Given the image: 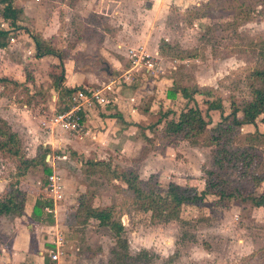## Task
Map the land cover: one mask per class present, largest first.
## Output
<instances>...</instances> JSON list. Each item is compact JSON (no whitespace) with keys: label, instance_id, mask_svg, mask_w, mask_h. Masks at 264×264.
<instances>
[{"label":"rangeland","instance_id":"374dc122","mask_svg":"<svg viewBox=\"0 0 264 264\" xmlns=\"http://www.w3.org/2000/svg\"><path fill=\"white\" fill-rule=\"evenodd\" d=\"M15 4L27 12L21 26L26 25L32 32L38 30L61 50L62 85L77 87L72 80L82 71L89 80L97 78V81L87 83L85 80L80 85L99 87L110 79L111 70L119 64L122 67L128 64L129 48L144 46L151 53L157 50L159 54L153 59L154 67L145 73L148 77L146 89L136 94L141 105L136 100L133 102L145 112L141 123L149 129L145 146L151 150L147 152L146 161L127 158L119 147L121 152L115 155L107 156L102 151L107 161H99L109 165L93 166L85 163L90 158H86L83 152L73 151L67 145H53L45 161L62 184L61 197L55 202L53 194L47 190L49 173L43 172V166L30 168L20 178V186L29 197L28 206L38 197L53 203L52 208L45 207L44 212L51 213L52 223L62 227L65 235L63 255L54 263L107 264L112 257L111 250L116 242L113 231L99 225L97 220L84 221V216H78L74 211L79 197L84 196L85 202L94 207L114 206V218L120 219L125 227L123 236L128 240L129 253L135 255L141 249H147L153 254L149 264H264V204L255 207L240 198L220 200L215 195H207L201 205L181 206L179 219L164 222L152 218L149 211L135 208L132 194L123 189L125 184L112 177L113 171L139 168V176L146 182L145 170L149 175L162 166L156 192L165 193L167 184L173 180L198 190L202 188L206 177L204 170L212 168L211 146L179 141L167 149L169 157L164 158L160 154H165L166 147L162 140H156L158 127L154 123L162 118L160 126L163 125L170 117L167 116L168 110H179L186 104L187 99L182 96L180 87H187L190 91L199 88V92L191 94L189 102L198 104L212 124L217 120L218 112L207 113L206 100L219 99L224 112L228 113L233 99L240 103L250 97L251 88L257 83L253 79V70L264 67L261 53L264 46V0H15ZM0 28H8L1 17ZM12 35L21 36L18 38L21 43L10 46L13 42L10 39L7 45L11 49L3 54L1 49L0 57H8L9 69L15 75L19 73L22 79L26 80L27 74L33 75L26 80L28 89L8 85L4 90L0 86V122H6L17 132L21 150L32 157L42 143L38 144V139H34L33 143L38 145L36 149L32 148L28 131L24 127H13V123L1 116L4 111L8 112L6 109L12 111L11 106L24 105L45 119L46 125L42 119L33 121L41 133L57 128L49 119L52 113L60 112L57 110L63 107L66 98L63 97V102L59 100L53 78L63 67L52 55L35 62L25 32L19 29ZM162 39L169 43L164 54L158 50ZM141 73L139 71L134 76L139 77ZM154 74L169 81L155 84L151 80L156 78ZM154 103L156 106L152 108ZM114 104L117 105V97H114ZM111 106L107 104L99 109L110 115ZM123 114L122 111L114 117L121 120ZM5 128L3 125L2 129ZM261 129L264 130V125ZM252 130V127H243V132ZM257 149L264 158V143L257 145ZM15 166V160L0 152V180L5 182V188L16 180ZM254 170L263 171L264 162H259ZM168 175L172 179L168 180ZM225 177L232 186L241 184L250 188L249 184L243 183L235 168L230 169ZM263 191L264 183L257 186L254 193ZM13 217L8 215L0 219V243L4 247H8L10 235L14 232ZM41 218H45V213ZM46 225V221L36 222L30 233L40 239L43 262L50 264L53 262L47 244L52 242V235L49 238L50 228Z\"/></svg>","mask_w":264,"mask_h":264},{"label":"trees","instance_id":"16d2710c","mask_svg":"<svg viewBox=\"0 0 264 264\" xmlns=\"http://www.w3.org/2000/svg\"><path fill=\"white\" fill-rule=\"evenodd\" d=\"M23 16L24 8L17 6L15 0H0V17L8 27L0 28V50L7 46L13 31L23 29L34 43L35 56L54 55L60 60L59 65L62 68L61 50L56 48L53 42L45 38L39 31L32 32L25 26H21ZM167 47H169V43L164 39L160 40L159 53L164 54ZM261 49L264 56V46ZM30 77L27 74L26 80H29ZM63 77L62 69L61 73L53 78V85L59 94V100H62L63 97L66 98L63 107L57 110L60 112L68 108L70 94L77 88L83 87L82 85L77 87L62 85ZM253 79L257 83L252 86L250 97L242 99L240 103L233 99L230 102L228 113L224 112L219 99L205 101L207 113L218 112V118L213 125L209 118L207 119L203 115L197 104L186 105L179 112H173L172 116L161 126L157 125L162 118L154 123L158 127L155 130L156 140H162L165 146H174L179 141H187L191 145L211 146L212 168L204 170L206 177L200 190L194 186L172 181L167 184L165 193L155 191V185L159 178L156 173H151L144 182L136 169L122 172L113 171L112 177L125 184L123 189L132 194L135 208L151 212V217L154 219L169 222L180 218L179 209L181 206L201 205L207 195H215L220 200L240 198L243 201H249L255 207L264 204V191L260 194L254 193L257 186L264 183V170L260 172L254 170L259 162H264L262 152L257 149V145L260 146L264 143V130L261 129V126L264 125V67L253 70ZM8 85L26 86L28 89L26 81L18 82L6 76H0V86L6 90ZM174 90L176 91L177 88ZM180 92L182 96L190 100L191 94L199 92V88L194 87L190 91L187 87H180ZM0 123V137H2L0 152L4 157L16 161L14 173L16 180L10 182L4 189V193L0 195V217L4 215L21 216L24 214L27 194L21 188L19 180L27 174L30 168L40 165L43 166L45 174L51 173V169L47 167L45 161L47 153L50 152V146L41 144L34 156H26L20 148L17 132L12 130L6 122ZM3 125L6 126L5 129H2ZM245 126L252 127L253 130L243 132ZM150 150L151 148L147 146L141 148L138 159L143 158ZM96 161L99 160L86 159L85 163L93 166L104 165L106 167L109 165ZM233 168L236 169L243 183L249 184L250 188L241 184L232 186V182L225 177V174ZM152 180L154 183H151ZM52 206L51 200L43 197L36 198L31 212L32 219L39 223L46 221V226L51 228L53 218L51 213L44 212V209L45 207L52 208ZM74 211L78 216L83 215L84 221L97 220L99 225L109 227L113 231L116 242L111 250L112 257L107 264H149L152 262L153 254H150L147 249H141L135 255L129 253L128 240L123 236L125 227L120 219L114 218V206L97 208L85 202L84 196H81ZM42 213H45V218H41ZM47 246L49 249L54 248L51 244H47Z\"/></svg>","mask_w":264,"mask_h":264},{"label":"crops","instance_id":"0c3cea01","mask_svg":"<svg viewBox=\"0 0 264 264\" xmlns=\"http://www.w3.org/2000/svg\"><path fill=\"white\" fill-rule=\"evenodd\" d=\"M26 13L27 12L24 9V15ZM35 29H36V26H35ZM17 31L19 32V30ZM25 35L26 37H28V40L30 43V49H32V52L34 53L33 54L34 61L35 62L43 61L46 55L42 57H36L35 56L36 50H35L34 43L32 39L30 38V36L28 35V33L25 32ZM20 37L21 36H17L16 38L15 35L14 36L12 35L11 41L13 42L10 43L11 44L10 46L19 45L21 42L18 40V38ZM10 46L7 45L6 47H4L2 49V54L6 53L8 49H11L9 48ZM142 47L146 50L147 54L152 55L155 58L156 56L159 55L157 50L154 53H151L144 46ZM133 48H136V47H133ZM52 56L57 59L56 56L54 55ZM3 57H0V71L2 72L0 75L6 76L18 82H25L26 80L22 79L21 75L19 77L18 71H17L18 74L15 75V73L9 69L7 65L9 62L8 57L6 59ZM125 57L127 58L126 53H125ZM57 61L60 62L59 59H57ZM116 61L119 62V60H116ZM62 69L64 70V65ZM128 70H129V60H128V64L124 65V67H122V65L119 64L117 67H115V70L110 71V75H109L110 79L107 81H103L101 84L105 82H109L114 79L115 80L118 79L117 82L114 84L113 101L112 103H110V105H112L111 113L110 115L104 113L103 109L102 110L99 109L100 108L99 106L97 108L95 107L91 109L89 112L86 113L84 117V124H83L84 129H83V132L79 134L72 135L58 127L43 131V133H41V131L37 129L33 121H35V119L37 120L42 119V123H45L44 125H46L45 119L42 117L41 114L35 113L33 108L25 107L24 105H22V107L19 106V104L15 105L14 107L11 106L12 111H9V109H6L8 112L4 111L1 117L6 118L8 123L10 124L13 123L14 124L13 127H17V126L24 127L28 131V134H27V137L29 138L28 141H31L32 148L34 149H36L39 143H42V145H49L50 147H53V145H56L58 147H63L67 145V146H70L73 149V151L83 152L84 155H86V158L89 157L90 159H93V157H96L94 159L101 160V161H107V160H104L106 157L102 156V151L105 152V154L107 153L108 154L107 156L115 155L116 153L119 154V152L122 151L121 154L127 155L126 156L127 158L137 159L140 155L141 148H144L146 145L145 141H147L146 137L149 136L148 134L149 129L144 124L141 123L142 120H144L143 117H145V112L140 111L139 110L140 106H135L133 102L136 100L137 104L141 105V100L140 98L137 97L138 95L136 94L141 93V91L146 89L145 80H147L148 77L144 73H141L139 77L135 76L136 78H134L133 80H127L125 79V77L122 78V76ZM116 71H119L120 73L117 74ZM31 75L33 74L31 73L30 76ZM34 77L36 78L35 75ZM151 80L155 84H157V82L160 83V81H163V80H165L166 82L169 81V79H165V77L159 78L158 75H156V78H152ZM72 81H73L72 83H75L78 86L84 81L87 83L88 82L92 83V81H97V78H91V80H89L86 76V73L83 74V72L81 71V73L78 72L75 75V77H73ZM151 93H154V92H151ZM114 97H117V105L114 104ZM53 98L57 99V97L54 95H53ZM0 101L2 100L0 99ZM185 103L186 104L182 108H184L186 105H192L188 99ZM153 106H156V104L154 103L152 105V108ZM179 110L178 109L168 110L167 116L171 117L173 112L176 111L177 113L179 112ZM122 111L124 112V114L120 117L121 120H117L118 118L114 116H116L120 112L122 113ZM107 121L108 123H106ZM157 126H160V123ZM138 127H140V129H138ZM54 130H55V133H54ZM37 137H40V138H37ZM34 139H38V144L33 143L35 141ZM41 139H44L43 142H40ZM106 140L107 142L104 143V141ZM119 147L122 149L121 151H119L120 149ZM123 147H126V150H123L124 149ZM165 147H166L165 148L166 151L164 152L165 154L161 153L160 156L167 158L169 157L167 156L168 155L167 149L170 148L171 146H165ZM99 150L101 151V153ZM35 153L31 156H34ZM147 155L148 153L145 156H143L141 160L142 161L145 160V157ZM161 167H159L156 172H151V173H156L160 177L161 172H159L160 171L159 169ZM136 170L140 174V169L136 168ZM145 171H146L144 173V176L146 175L145 177L151 174L150 173L148 175L147 170ZM166 178H168V180L172 179L171 175L166 176ZM177 183L181 184L178 181ZM3 189H5V182L0 180V192H2ZM27 198L29 199L28 196ZM27 200L24 206V214L21 216L13 215L14 217L12 218L13 220L12 226H14L13 227L14 232L11 233L10 235L8 247L6 246L4 247L2 246V243H0V264H45L43 262L44 252L41 250V241L38 238V236H32V234L30 233V228L32 227L34 223H36V221H34L31 217L32 207L34 205L35 198L33 199L32 204L29 206L27 204L30 202ZM5 216H8V215L1 216L0 219ZM24 221L28 222V224L25 225ZM55 224L56 223H53L50 229H53ZM33 233L34 235L36 234L35 232ZM51 235H52V240H53V230H50L49 238L51 237ZM49 244L53 245L51 242ZM47 248L49 249L48 246ZM51 262L53 263H50V264H55L54 262H58V261L51 260Z\"/></svg>","mask_w":264,"mask_h":264},{"label":"built area","instance_id":"2783aa9c","mask_svg":"<svg viewBox=\"0 0 264 264\" xmlns=\"http://www.w3.org/2000/svg\"><path fill=\"white\" fill-rule=\"evenodd\" d=\"M129 70L122 76L127 80H133L135 73L148 71L154 67L152 55L147 54L142 47L129 48ZM156 75V74H154ZM118 79L101 84L99 87L83 86L74 90L68 97V108L65 111L52 113L49 121L52 126H57L70 134H79L84 129V117L87 112L98 106L109 105L113 101L114 84ZM63 157H66L63 155ZM47 190L53 194V201L61 197L59 192L62 184L56 172H52L47 178ZM53 230V249H49V257L53 261H59L63 255L64 231L55 224Z\"/></svg>","mask_w":264,"mask_h":264}]
</instances>
